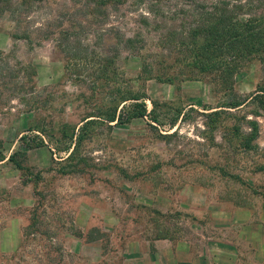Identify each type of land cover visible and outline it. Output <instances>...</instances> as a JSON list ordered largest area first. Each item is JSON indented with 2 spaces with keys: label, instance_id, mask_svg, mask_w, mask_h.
I'll use <instances>...</instances> for the list:
<instances>
[{
  "label": "rangeland",
  "instance_id": "rangeland-1",
  "mask_svg": "<svg viewBox=\"0 0 264 264\" xmlns=\"http://www.w3.org/2000/svg\"><path fill=\"white\" fill-rule=\"evenodd\" d=\"M47 1L30 13L29 25L45 27L58 12L65 17L67 0ZM122 9L126 31L142 33L140 55L120 51L105 74L98 62L81 65V81L67 71L71 61L53 37L38 43L34 33L32 44L14 39L15 24L0 9V247L7 233L17 246L0 250V264L132 262L145 248V234L187 233L196 214L191 206L207 197L255 206L264 216L263 110L255 103L219 107L229 90L209 78L222 68L205 74L174 52L165 50L154 65V74L171 80L146 76L145 52L156 51V41L145 45L138 8L126 2ZM108 45L103 50L111 55ZM263 82L255 62L241 68L233 88L247 96ZM124 94L141 99L121 103L116 98ZM145 98L148 109L147 98L154 100L158 122L103 120L105 111L123 104L130 110ZM213 110L221 111L214 119L207 116ZM246 118L257 122L255 139L243 134ZM71 133L83 139L67 160L62 148L73 146ZM14 152L19 165L9 159Z\"/></svg>",
  "mask_w": 264,
  "mask_h": 264
},
{
  "label": "trees",
  "instance_id": "trees-1",
  "mask_svg": "<svg viewBox=\"0 0 264 264\" xmlns=\"http://www.w3.org/2000/svg\"><path fill=\"white\" fill-rule=\"evenodd\" d=\"M41 2L48 1L0 0V9L8 13L15 24L14 39L21 38L32 44L35 41L34 33H37L38 43L42 39L53 37L56 48L71 61L66 69L71 77L75 75L77 81H81V65L90 63L93 66L98 62L99 70L105 74L108 72V65H112L121 56L120 51L140 55L139 51L143 46H137L136 43L139 39L143 41L140 38L142 33L126 31L128 13L122 9L126 2H131L132 7L140 11L139 16L143 19L141 23L145 24V45L148 39L156 41V51L145 52L146 76L171 80V76H163L160 72L154 74V65L165 55V50L167 55L174 52L180 61L197 65L199 72L208 74L222 68L219 75L214 74L209 78L217 84L220 81L219 84L229 90V99L219 107L236 109L248 103L254 106L255 103L256 108L264 112V82L247 96L237 94L233 88L236 74L246 64L258 62L264 70V0H67L65 17L63 15L59 19L62 14L58 12L57 16L46 18L45 27L42 28L31 26L27 21L30 13L39 8L37 5ZM21 18L26 23L23 29L18 26L22 22ZM109 22L110 26L106 28ZM53 26H57V30H53ZM97 26L101 31L90 34ZM110 42L111 45L108 46L111 47V55L103 50ZM103 57L108 58V61L102 62ZM116 99L123 103L141 98L124 94L118 95ZM147 99L152 105L151 109H148L145 98V101L143 99L131 104L130 110H121L123 104L119 110L114 107L105 111L102 114L103 120L127 122L145 116L158 122L155 102ZM219 113L220 110H213L207 116H213L214 119ZM92 116L94 115L90 114L86 118ZM87 121L93 119L86 120L80 130H83ZM176 122L175 118L169 125L173 127ZM246 122L248 130L243 131V134L249 139H255L257 122L248 118ZM82 135L76 134L73 139V134H70L69 139L71 142L73 140V146L68 142L62 148L67 152L64 159L74 157L76 147L83 139ZM24 143L29 145L28 141ZM15 153L17 152L11 154L9 159L19 165L17 160L14 161Z\"/></svg>",
  "mask_w": 264,
  "mask_h": 264
},
{
  "label": "crops",
  "instance_id": "crops-1",
  "mask_svg": "<svg viewBox=\"0 0 264 264\" xmlns=\"http://www.w3.org/2000/svg\"><path fill=\"white\" fill-rule=\"evenodd\" d=\"M214 203L218 205L212 206ZM190 209L196 214L187 233L154 237L145 234L142 254L124 264H264L261 209L217 196L207 197L203 205ZM14 239L7 233L0 250L8 247L14 251Z\"/></svg>",
  "mask_w": 264,
  "mask_h": 264
}]
</instances>
